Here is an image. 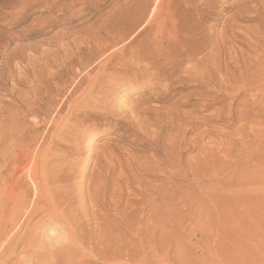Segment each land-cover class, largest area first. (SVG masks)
I'll return each instance as SVG.
<instances>
[{"label": "rangeland", "instance_id": "1", "mask_svg": "<svg viewBox=\"0 0 264 264\" xmlns=\"http://www.w3.org/2000/svg\"><path fill=\"white\" fill-rule=\"evenodd\" d=\"M0 231V264H264V0H0Z\"/></svg>", "mask_w": 264, "mask_h": 264}, {"label": "bare ground", "instance_id": "2", "mask_svg": "<svg viewBox=\"0 0 264 264\" xmlns=\"http://www.w3.org/2000/svg\"><path fill=\"white\" fill-rule=\"evenodd\" d=\"M172 4V3H171ZM171 8V7H170ZM177 17V16H176ZM182 20V19H181ZM167 21V20H166ZM175 21H176V19H175ZM169 22V21H168ZM159 23V22H158ZM158 27V26H157ZM160 34V33H159ZM176 51V50H175ZM141 52V51H140ZM107 56V55H106ZM178 56V55H177ZM107 58V57H106ZM183 58V57H182ZM104 66H106V65H104ZM103 67V66H102ZM104 69H105V67H104ZM143 70V69H142ZM101 71H102V68H101ZM105 74V72L103 71L100 75H99V78L101 79L102 77H103V75L102 74ZM148 73V72H147ZM84 78V77H83ZM94 80V81H93ZM92 81V83L91 84H89V86H87V88L84 90V94H85V98H86V100H91L93 97H96L97 98V100H95V101H100L99 99V97L97 96V94H99V93H101V94H106L109 90H111V89H114L115 87H116V85H118L119 83H121V82H123V78H118V79H114V80H112V81H110L111 82V84L109 85V86H106L105 84H101V85H99L98 86V83L96 82V80L95 79H93ZM130 81V80H129ZM100 83V82H99ZM85 86V85H84ZM121 93H118V95L116 96V102L117 103H122L123 102V100H121ZM89 101L87 102V103H89ZM102 102H104V101H102ZM86 102H84V104H87ZM116 104V103H115ZM89 139V138H88ZM45 149V148H44ZM47 155H49V154H47ZM40 156V155H39ZM52 156V155H51ZM50 157V156H49ZM54 157V156H53ZM50 161H49V158L46 156V154L43 156V158H42V160H39L38 162H33L32 163V167L29 169V165L27 166V165H25L24 167H23V171H25L26 173H28V175L30 176V177H32L33 179H37L38 181H37V183H39L38 184V186H37V191L38 192H41L42 191V189L43 190H45L47 193H48V197L50 198V204H49V206H50V210L48 209V208H40V207H35V209L29 214L30 215V217H34V216H36V215H38L41 211H44V215H43V219H42V221H43V223L45 222V225H46V228H45V234L44 235H42L44 238V243L40 246V247H42V248H44V249H42L43 251H45V249L48 251V254L51 252V253H60V251H58V252H56L58 249H57V247H59V246H56V244L58 243V244H60V242H62L63 240H61V239H64V238H66V240L67 241H70V238L69 239H67V237H62L63 235H65L66 234V232L65 231H67L66 229H63L64 227L63 226H61V227H63L62 229L61 228H59L58 226H60L61 224H58L57 223V225H54V223L55 222H57V221H59V222H64L65 224H64V226L66 225V222H67V225H68V221L66 220V219H68L66 216L67 215H65V216H63V214H59V212L57 211V202H56V200H55V198H53V196L55 195V194H52V192H50V190H49V185L53 182V181H55V180H57L58 179V176L55 178V177H52V178H55V179H49V177H46L44 174H43V171H44V169L47 167V164L49 163ZM59 163H61V162H59ZM22 170V169H21ZM17 171H19V170H17ZM24 172V173H25ZM39 174V175H38ZM55 175V174H54ZM53 175V176H54ZM58 175V174H57ZM60 178V177H59ZM33 179H30V180H32L33 181ZM61 180V179H60ZM36 181V180H35ZM34 181V182H35ZM36 185V184H35ZM42 187V188H41ZM36 189V188H35ZM53 190V189H52ZM36 191V192H37ZM58 192V191H57ZM46 194V193H45ZM11 198V197H10ZM47 204V203H46ZM21 205V204H20ZM24 207V206H23ZM27 208V207H26ZM26 210V209H25ZM19 212V211H18ZM30 212V211H29ZM15 211L13 212V215H17V213H15ZM20 214H18V216H19ZM28 215V216H29ZM14 216H12V218H13ZM17 217V216H16ZM66 217V218H65ZM15 218V217H14ZM29 219V218H28ZM27 219V220H28ZM31 219V218H30ZM69 220V219H68ZM70 222V221H69ZM38 224V223H37ZM36 224V225H37ZM39 225V224H38ZM20 226H21V224H20ZM49 228V229H48ZM4 230H7V229H4ZM9 230V229H8ZM36 230V229H35ZM1 232V231H0ZM63 232H65L64 234H62ZM2 234V233H1ZM19 234V233H18ZM73 234V233H72ZM72 234H71V236H72ZM20 235V234H19ZM70 234L68 233V236H69ZM74 235V234H73ZM20 236H23V235H20ZM67 236V235H66ZM70 236V237H71ZM24 237V236H23ZM22 237V238H23ZM15 238V237H14ZM20 238V237H19ZM18 238V240L20 241V239ZM21 238V239H22ZM17 239V238H16ZM16 239H15V241H13V242H11V243H9V245L7 246V248L5 249V250H2V252H1V257H4V256H7V255H12V253L13 252H16L15 251V249H16V247H17V249L20 247V245H18L20 242H17L16 241ZM24 239V238H23ZM75 239V238H74ZM74 239H72L71 238V241H73ZM2 240V239H1ZM31 240V239H30ZM30 240H28V241H30ZM61 240V241H60ZM8 241V240H7ZM22 241V240H21ZM24 241V240H23ZM22 241V242H23ZM36 241V240H35ZM35 243V242H34ZM34 243H32L33 244V247H31V248H33L34 249V247H37V244L35 245ZM70 243H72V242H70ZM19 246V247H18ZM25 247V249H23V251H26L27 249H26V247L28 248L29 246H30V244L29 243H27V244H25L24 245ZM1 248H2V246H1ZM32 249V250H33ZM38 250V249H37ZM41 250V251H42ZM30 251H31V249H30ZM36 251V250H35ZM39 251H40V248H39ZM19 252V254H20V251H18ZM21 253H22V251H21ZM27 253H28V251H27ZM31 253V252H30ZM34 253V251L31 253V255H35V253ZM41 253V252H40ZM44 253H46V252H44ZM43 253V254H44ZM14 254V253H13ZM25 254V257H26V255H28V254H26L25 252L23 253V255ZM39 254V253H38ZM42 254V253H41ZM42 254V255H43ZM16 255V254H15ZM37 255V254H36ZM55 255V254H54ZM12 256H14V255H12ZM56 256V255H55ZM29 257H30V255H29ZM43 257H44V255H43ZM46 257V256H45ZM49 257V256H48ZM47 258V257H46ZM8 259H10V258H8ZM28 259V258H27ZM29 259H31V258H29ZM1 260V259H0ZM7 260V259H6ZM39 260V259H38ZM3 261V260H2ZM1 261V262H2ZM31 262L32 261H34V260H30ZM43 261V260H42ZM48 261V260H47ZM35 262V261H34ZM36 262H38L37 264H39V262L40 261H36ZM3 263V262H2ZM6 263V262H5ZM28 263V262H27ZM20 264V263H19ZM32 264V263H31ZM33 264H35V263H33Z\"/></svg>", "mask_w": 264, "mask_h": 264}]
</instances>
